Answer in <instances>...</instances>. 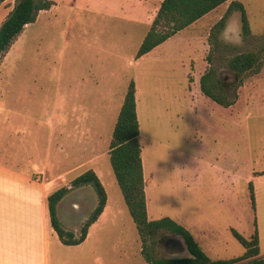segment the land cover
Masks as SVG:
<instances>
[{"label": "rangeland", "instance_id": "rangeland-1", "mask_svg": "<svg viewBox=\"0 0 264 264\" xmlns=\"http://www.w3.org/2000/svg\"><path fill=\"white\" fill-rule=\"evenodd\" d=\"M52 1L0 62V167L47 183L48 193L85 170L98 176L105 216L84 242L60 248L58 264H145L108 156L131 81L148 219L174 220L213 261L243 254L232 230L250 239L256 229L264 255V0H229L138 59L161 0ZM230 1L244 7L246 39L239 13L209 36ZM13 5L0 6V26ZM247 52L259 56L260 70L236 82L226 62ZM209 68L213 82L236 95L234 105L201 93L199 79ZM96 205L94 190L83 186L60 201L57 215L78 235ZM154 252L187 257L183 240L166 232L155 236Z\"/></svg>", "mask_w": 264, "mask_h": 264}, {"label": "trees", "instance_id": "trees-1", "mask_svg": "<svg viewBox=\"0 0 264 264\" xmlns=\"http://www.w3.org/2000/svg\"><path fill=\"white\" fill-rule=\"evenodd\" d=\"M7 0H0V6ZM229 0H162L144 35L135 58L147 54L152 49L174 36L181 30L224 4ZM54 5L52 0H14V5L0 26V62L10 50L26 25L35 22L40 11L49 10ZM232 13H239L242 39L250 34L249 24L243 5L238 1H230L223 17L212 27L213 33L222 28L225 20ZM210 62L209 56L206 58ZM227 69L238 78L244 74H257L260 70V59L256 53L247 52L233 55L226 62ZM213 69L206 70L199 79L201 93L212 102L223 107H230L236 101V95L228 97L226 92L213 82ZM139 123L136 115L135 88L131 81L124 95L122 105L111 133L108 146L109 163L124 204L135 225L141 244L140 254L145 264H242L247 260L250 264H264V257L259 256L258 236L255 229L250 239H245L237 231L232 230L233 237L244 249L242 255L228 260H210L201 250L191 233L174 220L164 217L149 220L147 217L145 181L141 160V146L138 139ZM90 186L97 197V205L82 223L79 234L63 226L57 215V205L71 191ZM250 198L254 206L252 185H249ZM107 203L105 189L92 169L85 170L68 186H62L49 193L46 207L49 224L64 246L81 244L89 227L96 222ZM166 232L180 237L189 256L182 258L159 257L155 255V236Z\"/></svg>", "mask_w": 264, "mask_h": 264}, {"label": "crops", "instance_id": "crops-1", "mask_svg": "<svg viewBox=\"0 0 264 264\" xmlns=\"http://www.w3.org/2000/svg\"><path fill=\"white\" fill-rule=\"evenodd\" d=\"M197 21L190 26H195ZM47 186V183L38 184L0 167V264H48L51 247L54 264L59 263L60 248L64 245L49 224ZM107 204L96 222L89 227L87 236L105 216ZM52 232L53 242L48 240ZM259 256L264 257L260 249Z\"/></svg>", "mask_w": 264, "mask_h": 264}, {"label": "water", "instance_id": "water-1", "mask_svg": "<svg viewBox=\"0 0 264 264\" xmlns=\"http://www.w3.org/2000/svg\"><path fill=\"white\" fill-rule=\"evenodd\" d=\"M235 79H236V82H237V76H236V75H235ZM72 207H73L74 209H76V208H77V205H76V204H73ZM186 256H189V252H188V250H187Z\"/></svg>", "mask_w": 264, "mask_h": 264}]
</instances>
